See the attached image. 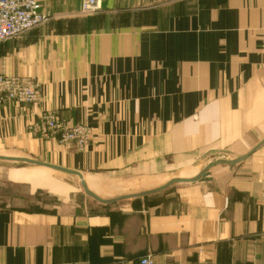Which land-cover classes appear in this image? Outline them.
<instances>
[{
	"label": "crops",
	"instance_id": "crops-1",
	"mask_svg": "<svg viewBox=\"0 0 264 264\" xmlns=\"http://www.w3.org/2000/svg\"><path fill=\"white\" fill-rule=\"evenodd\" d=\"M37 1L50 20L0 43V74L34 80L42 100L0 106V148L61 151L28 134L51 112L116 139L71 158L92 169L142 163L148 138L132 135L160 130L158 149L167 120L174 142L188 132L181 118L211 147L237 137L250 150L235 159L252 153L171 200L90 212L0 205V264H264V0H101L90 16L83 0Z\"/></svg>",
	"mask_w": 264,
	"mask_h": 264
},
{
	"label": "rangeland",
	"instance_id": "rangeland-1",
	"mask_svg": "<svg viewBox=\"0 0 264 264\" xmlns=\"http://www.w3.org/2000/svg\"><path fill=\"white\" fill-rule=\"evenodd\" d=\"M7 77L13 78L18 76L10 75ZM27 79L33 82L38 90V102L31 105L19 103L11 104L35 106L41 102V86L34 80L30 78ZM48 113L49 112H45L42 114L34 124L28 127V134L35 140L55 142L62 148L63 152H61L62 150H49L48 154L44 155L43 153L41 154L42 151L39 148L36 150L34 148L32 150L28 149V147H18L16 149L0 148V156L32 159L67 170L71 169V171L80 169V173L84 176V181L88 190L102 200L107 201L155 191L174 180L192 179L200 174L199 171L201 169L203 171L207 166L211 165L212 162L218 161L220 157L226 159L231 158L233 160L242 153L250 150L238 147L242 146L243 143L240 144L235 142L237 141V137L233 138V136L227 143H223V147H219L220 145H213L211 147L210 145L213 144V142L204 140L203 138H197L201 133H196L193 127H188V118H181L183 120H181L180 123L185 124L188 132L186 131V133L181 136L182 139L180 141L174 142L172 134L174 125L170 120H167L168 122L165 125L163 133L164 146L158 149L152 145L160 134V130L144 133L143 135H132L131 133L132 142L137 139L142 140L143 138H148V149L143 150L144 159L142 163L92 169L86 162H71V158L72 161H74L73 157L77 154L83 155L89 153L92 146L97 150L101 149V147H114L117 144L116 139L110 138L111 134L95 132L90 126L85 124H71L55 114L56 120L62 126H58L56 129L51 130L43 120V117ZM262 118L263 120L259 119V124L264 128V117ZM189 119H193V117ZM259 120L253 121L258 124ZM203 125L204 121L202 120L201 126ZM182 128L184 129V127ZM189 132H191V135H189ZM254 135L255 133H247L245 135L251 138L246 139L250 145ZM133 144H135V142H133ZM134 149L135 146H132L129 150L130 155L134 153ZM106 153H104V155L107 156ZM69 155L71 156L70 158L65 157ZM99 155L103 154H98V156ZM136 156L137 153H134L130 158L138 159L139 156ZM225 166H221L222 169L225 168ZM220 170L219 168L211 170L207 177H217V175L213 174ZM64 179L74 182L77 188L67 186L63 181ZM185 186L186 185L182 184H174L164 191L158 194L156 193V195L153 194L143 198L125 199L119 201L118 204H141L151 200L154 202L158 200L156 198L171 200L178 193V190ZM13 200L20 205L32 204L30 206H36L35 208L38 212L60 211L69 206L76 208V210H78L77 208L79 207L80 209L83 208L85 211L90 212L99 204L84 192L78 177L21 162L0 161V205L4 207L7 203H14Z\"/></svg>",
	"mask_w": 264,
	"mask_h": 264
},
{
	"label": "built area",
	"instance_id": "built-area-1",
	"mask_svg": "<svg viewBox=\"0 0 264 264\" xmlns=\"http://www.w3.org/2000/svg\"><path fill=\"white\" fill-rule=\"evenodd\" d=\"M101 10V0H83L82 15H94ZM49 20V14L42 10L37 0H0V43L15 40L45 25ZM38 100V90L29 79L0 75V105L8 103L31 105ZM43 118L51 130L62 126L51 112ZM137 264H154V260L148 255L139 259Z\"/></svg>",
	"mask_w": 264,
	"mask_h": 264
},
{
	"label": "water",
	"instance_id": "water-1",
	"mask_svg": "<svg viewBox=\"0 0 264 264\" xmlns=\"http://www.w3.org/2000/svg\"><path fill=\"white\" fill-rule=\"evenodd\" d=\"M263 144H264V140L258 145V147L262 146ZM250 154H248L246 156H243V157H240V158H237L235 160H230V161L218 160V161L212 163L211 165L207 166L198 176H196V177H194L192 179L174 180V181L168 183L166 186H164V187H162V188H160L158 190H155V191H151V192L143 193V194H139V195L125 196V197H122V198L109 200V201L102 200L101 198H99L96 195H94L93 193H91L88 190L87 186H86L83 174L80 173V172L67 170V169H64V168H61V167L53 166V165H50V164H46V163H43V162H39V161H36V160L27 159V158L0 156V161L21 162V163H25V164L34 165V166H37V167H40V168H44V169H47V170H50V171H55V172H59V173H62V174L69 175V176L78 177L79 180L81 181V187L83 188L84 192L89 197L93 198L94 200H96L97 202H99L101 204H113V203H116V202H119V201H122V200H125V199L145 197V196H148V195L156 194V193H159L161 191H164L165 189H167L168 187H170V186H172L174 184H195V183L201 182V181L207 179L208 173H209V171H210V169L212 167H214L216 165H221V164H225V165H228L230 167H234V166L242 163L244 160H246L247 157H249ZM63 181L66 182L67 184H69L70 186H73V187L77 188V185L74 182H70V181L65 180V179Z\"/></svg>",
	"mask_w": 264,
	"mask_h": 264
}]
</instances>
